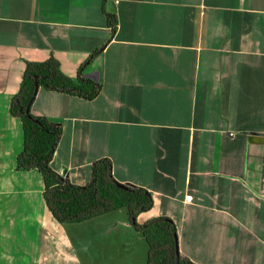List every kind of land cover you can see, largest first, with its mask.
<instances>
[{
    "label": "crops",
    "instance_id": "0c3cea01",
    "mask_svg": "<svg viewBox=\"0 0 264 264\" xmlns=\"http://www.w3.org/2000/svg\"><path fill=\"white\" fill-rule=\"evenodd\" d=\"M50 59L101 85L92 101L39 88L32 114L63 130L57 173L87 185L109 158L152 193L137 223L171 219L183 259L264 264V0H0V237L18 232L3 222L24 145L11 104L25 63ZM70 225L93 259L132 246L147 264L127 211Z\"/></svg>",
    "mask_w": 264,
    "mask_h": 264
},
{
    "label": "trees",
    "instance_id": "16d2710c",
    "mask_svg": "<svg viewBox=\"0 0 264 264\" xmlns=\"http://www.w3.org/2000/svg\"><path fill=\"white\" fill-rule=\"evenodd\" d=\"M107 16L110 22L115 20L113 15ZM36 85L86 101H92L99 95L101 85L81 76L77 79L68 77L55 59L25 63L20 90L10 108L23 129L24 145L17 158V171L36 170L41 174L42 196L51 216L61 224H78L125 209L131 227L148 245L147 264H195L176 254L178 234L171 219L161 217L144 225L137 223L140 214L152 209V193L144 188L126 185L124 189L112 183V161L109 158L93 163L92 179L87 185L73 184L52 168L51 162L63 130L60 124L32 114L31 108L39 90Z\"/></svg>",
    "mask_w": 264,
    "mask_h": 264
},
{
    "label": "rangeland",
    "instance_id": "374dc122",
    "mask_svg": "<svg viewBox=\"0 0 264 264\" xmlns=\"http://www.w3.org/2000/svg\"><path fill=\"white\" fill-rule=\"evenodd\" d=\"M16 186L10 195L2 197L6 210L4 213L7 215L3 221L5 228L13 225L18 230L16 236L0 237V249L4 252L1 255L2 264L140 263L141 251L132 246L114 250L104 247L106 249L98 252L96 260L88 249L77 250L72 234L74 232L71 233L69 228L72 225L57 222L47 210L42 196L43 180L38 171L32 174L19 173ZM143 241L148 247L146 241ZM9 245L12 246V263L4 260Z\"/></svg>",
    "mask_w": 264,
    "mask_h": 264
},
{
    "label": "water",
    "instance_id": "95a60500",
    "mask_svg": "<svg viewBox=\"0 0 264 264\" xmlns=\"http://www.w3.org/2000/svg\"><path fill=\"white\" fill-rule=\"evenodd\" d=\"M36 89H37V90L39 89V86H38V85H36ZM110 181H111L112 183L118 184V186H120V187L126 189V187H125L126 185L123 184V183H119V182L113 177V174H111V176H110ZM134 219H136V218H134ZM175 250H176V254L179 255V254H180V251H179L178 236H177L176 239H175Z\"/></svg>",
    "mask_w": 264,
    "mask_h": 264
},
{
    "label": "built area",
    "instance_id": "2783aa9c",
    "mask_svg": "<svg viewBox=\"0 0 264 264\" xmlns=\"http://www.w3.org/2000/svg\"><path fill=\"white\" fill-rule=\"evenodd\" d=\"M192 200V196H186V201H191Z\"/></svg>",
    "mask_w": 264,
    "mask_h": 264
}]
</instances>
